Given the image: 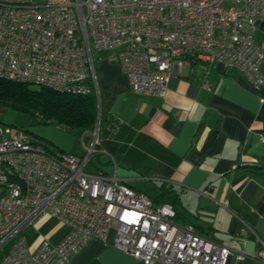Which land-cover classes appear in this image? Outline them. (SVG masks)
Segmentation results:
<instances>
[{
  "label": "built area",
  "instance_id": "1",
  "mask_svg": "<svg viewBox=\"0 0 264 264\" xmlns=\"http://www.w3.org/2000/svg\"><path fill=\"white\" fill-rule=\"evenodd\" d=\"M261 19L264 0H0V78L94 93L99 112L80 134V157L0 123V264H69L89 239L104 241L111 230L112 245L143 264H226L231 250L177 224L171 204L155 205L115 174L85 170L101 124L94 63L118 64L139 94L164 97L173 74L203 61L238 68L257 88ZM44 214L70 227L56 244L28 235ZM256 240L264 262V242Z\"/></svg>",
  "mask_w": 264,
  "mask_h": 264
},
{
  "label": "crops",
  "instance_id": "2",
  "mask_svg": "<svg viewBox=\"0 0 264 264\" xmlns=\"http://www.w3.org/2000/svg\"><path fill=\"white\" fill-rule=\"evenodd\" d=\"M254 38L264 40V19ZM183 69L159 97L133 92L118 64L94 63L100 111L121 126L98 139L85 168L115 174L146 195L143 189H149L152 200L161 188L175 191L177 224H191L227 246L226 264H264L255 257L256 239L264 242V62L257 88L240 69L217 61ZM34 226L35 239L51 244L70 231L49 214L38 216ZM112 240V230L104 241L89 239L69 264H143Z\"/></svg>",
  "mask_w": 264,
  "mask_h": 264
},
{
  "label": "trees",
  "instance_id": "3",
  "mask_svg": "<svg viewBox=\"0 0 264 264\" xmlns=\"http://www.w3.org/2000/svg\"><path fill=\"white\" fill-rule=\"evenodd\" d=\"M0 100L21 106L30 111L34 117L41 118L44 122L56 123L69 131L78 132L79 135L83 131H91L93 129L99 113L94 93L75 95L35 86L27 82L2 78H0ZM100 122L99 138L114 135L116 132L114 119H105L100 111ZM97 144L95 145V150L98 148ZM153 201L157 204H171L175 210L174 221L177 223L180 213L179 198L175 191L161 188ZM28 235L33 240L36 233L31 228L28 231Z\"/></svg>",
  "mask_w": 264,
  "mask_h": 264
},
{
  "label": "rangeland",
  "instance_id": "4",
  "mask_svg": "<svg viewBox=\"0 0 264 264\" xmlns=\"http://www.w3.org/2000/svg\"><path fill=\"white\" fill-rule=\"evenodd\" d=\"M186 70L185 67L183 69ZM0 123L12 125L23 129L31 139L53 152L63 151L75 156L85 155V149L81 143L78 132L69 131L65 127L52 122H44L41 118L34 117L30 111L13 103L0 100ZM86 145L88 141H85ZM102 162L104 158H101ZM95 164H99L93 159ZM89 168V165L86 167ZM85 168V170H86ZM103 168L110 170L109 166L103 165ZM149 195L154 197L155 193L149 189H143ZM157 205L156 203H154Z\"/></svg>",
  "mask_w": 264,
  "mask_h": 264
}]
</instances>
